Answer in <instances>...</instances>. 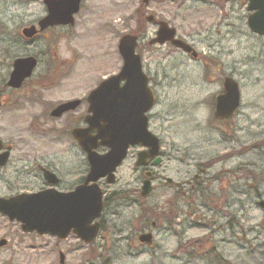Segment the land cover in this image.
<instances>
[{
  "label": "rangeland",
  "instance_id": "obj_1",
  "mask_svg": "<svg viewBox=\"0 0 264 264\" xmlns=\"http://www.w3.org/2000/svg\"><path fill=\"white\" fill-rule=\"evenodd\" d=\"M21 2L0 0V33L3 27L28 25L44 15L42 0ZM180 4L153 0L147 16L177 28L181 40L191 36L188 44L211 59H193L169 45L149 46L157 30L153 24L146 25L139 54L157 97L149 129L167 155L151 170L182 183L181 189L190 193L175 194V188L164 187L144 201L107 200L99 219L101 232L91 245L75 236L58 240L24 234L18 224L0 220V238L9 244L0 250V264H216L212 250L227 264H264V207L259 205L264 203L263 47L241 34L220 45L225 28L215 1L211 10L205 0L185 2L183 8ZM140 6L141 0H88L75 28L65 33L41 38L35 45L12 42L14 32L0 38V67L10 65V61L3 65L2 58L36 53L37 76L49 68L53 72L57 61L61 64L58 82L50 87L43 107H33L38 95H21L19 125L29 144L23 154L53 160L60 173L77 169L79 162L83 168V154L68 138L75 127L72 117L44 118L52 104L85 98L121 70L118 45L124 34H135ZM241 13L246 16L245 8ZM57 41L53 58L51 49ZM227 76L240 84L241 107L236 118L224 123L213 114ZM138 150H132L117 171L114 185L103 184L106 198L113 191L140 186L142 174L134 170ZM197 163L204 168L202 174ZM198 174L201 179L193 191L186 182ZM141 233H151L153 243L141 245L137 239Z\"/></svg>",
  "mask_w": 264,
  "mask_h": 264
},
{
  "label": "water",
  "instance_id": "obj_2",
  "mask_svg": "<svg viewBox=\"0 0 264 264\" xmlns=\"http://www.w3.org/2000/svg\"><path fill=\"white\" fill-rule=\"evenodd\" d=\"M52 1L53 3H50ZM82 0H46L49 15L40 23L42 29L54 25L74 24V16L80 10ZM149 0H145L147 4ZM250 11H257L249 17L248 26L254 33L264 35V1L251 0ZM152 19V18H150ZM30 32V31H27ZM176 31L165 22L159 23L157 38L151 45L171 43L173 46L192 53L190 46L175 38ZM138 37L124 35L118 46L123 61L120 72L105 79L87 99L90 107L86 118V128L75 129L73 137L86 153L89 173L83 185L69 193L47 190L37 194H23L10 200L0 199V214L10 221L21 224L24 233L50 235L65 240L74 235L86 245L92 244L99 236L101 218L104 210L103 191L98 182L106 179L108 184L115 183V172L127 157L130 147L141 146L148 150L140 152L136 166L146 165L156 158L153 166H158L161 159L160 141L149 131L148 113L155 105V95L149 86V77L143 72L141 56L136 54ZM193 57L196 54L193 53ZM37 66V61L30 57L16 60L10 86L20 88ZM240 89L237 82L226 78L224 94L217 98L215 117L232 118L240 106ZM80 101H73L59 106L52 112L55 118L74 111ZM96 131V134H93ZM107 148L104 155L96 150ZM151 175V173H148ZM51 181L53 174L46 172ZM153 191L152 181L143 183L141 196L146 198ZM264 207V203H259ZM142 244L151 245L153 235L142 234ZM7 245L0 241V248ZM63 263V254H60Z\"/></svg>",
  "mask_w": 264,
  "mask_h": 264
},
{
  "label": "flooded vegetation",
  "instance_id": "obj_3",
  "mask_svg": "<svg viewBox=\"0 0 264 264\" xmlns=\"http://www.w3.org/2000/svg\"><path fill=\"white\" fill-rule=\"evenodd\" d=\"M14 1V0H13ZM21 1L25 2H31L32 0H16V3L22 4ZM46 0H42L44 5V15L40 16L39 18L32 20L30 24L28 25H21L17 27H13L12 29H8L6 27H3L5 31L0 33V38L5 36V33L14 32V43H18L21 45H35L36 42L41 38H47V36H50L55 33H65L64 30H69L71 28H75L78 20V16L83 12L85 4L88 0H82L80 4V10L77 13V15L74 16V24H67V25H54V26H48L45 29H42L40 26V23L43 21L44 18H46L49 15V7L45 3ZM53 1H63V0H53ZM180 4V7L183 8L185 2H195L198 0H176ZM203 1V0H201ZM215 1L218 6L221 7V9H218L222 12V21L220 22V25H222L224 29V38L220 40V45H223V42L226 44L229 40H234L236 37L241 34L242 36L251 38L255 40V43H261L263 50H264V35L256 34L252 32L248 26L247 21L248 18L252 15V11L249 10L251 0H205V4L209 7L211 10L212 8V2ZM264 0H259L260 4ZM50 3H53L50 1ZM153 3V0H149L148 3H145V0H141V6L137 9L138 16L136 20V27L135 30H133V33H135L139 38V43L137 47V51L140 50V42L145 37L146 33V25L147 24H153L157 30L155 32V37L159 30V23L160 22H166L165 20H156L155 16L148 15L147 12L150 4ZM32 5V4H30ZM214 6V5H213ZM243 8H245V11L247 12L246 16H244L241 12L243 11ZM217 10V9H216ZM219 14V13H217ZM216 14V17H217ZM152 18V19H150ZM245 22V24H244ZM170 25V24H169ZM238 25V26H237ZM173 27V26H171ZM174 28V27H173ZM212 28V26H211ZM176 29V37L181 39L178 36V30ZM30 31V32H27ZM246 32V33H245ZM217 33H221V30H217ZM151 38L149 41V46H151V42L155 39ZM187 40L191 39V36L183 37V41L188 43ZM195 40V39H194ZM193 40V42H194ZM198 40V36H197ZM237 40V39H236ZM61 41V40H60ZM60 41H57V44L53 43L51 54L54 56V49L58 46ZM23 43V44H22ZM171 46L170 44H167ZM163 45V46H167ZM160 46V47H163ZM25 47V46H24ZM153 47V46H152ZM195 52L197 53V58L201 57V60H209L211 58L209 57H203V54L200 56L198 54V51L195 46H192ZM175 50H178L182 52L183 54H186L181 49L175 48ZM37 54V53H36ZM35 54L30 55H23V56H15L13 58H2L4 60L2 62L3 65H7L10 61V65L0 67V199L4 200H10L15 199L17 197H21L23 194H37L41 193L47 190H56L63 193H69L73 190H75L77 187L83 185L86 181L87 173H85V160L87 163V157L85 152L81 149L78 142L73 137V131L75 129H82L86 128V118L88 116V109L90 107L87 99L90 95L91 91L85 98L82 99H76V100H69L61 103H55L51 105V108L49 109V117L46 115L47 118H44L45 121L48 120H61L62 118L66 117H72V123L75 125V127L70 131V136H68L69 140H72L73 144L83 154V168L81 169L80 162L78 163L77 169H72L71 171L67 172L65 174V171L60 173L59 167L54 163L53 160H48L45 157H35L31 155H26L22 153L23 147L29 146L26 139L22 137L21 128L19 125V116L18 113L21 110L22 107V93H26V96H30L31 93L33 94L32 97H36V99H33L35 106L33 107H43L46 102V96L47 93H50L52 91L51 86H55L56 82H58V71L60 70V62L57 61L56 68L53 72H51V68L48 69L47 73L40 74L39 76L36 75V69L38 68L40 64L39 57ZM187 56L191 57L190 55L186 54ZM34 58L37 61V66L33 71V74L25 79L23 83L21 84L20 88H13L10 86L11 76L14 71V63L16 60L19 59H25V58ZM192 58V57H191ZM11 66V67H10ZM10 67V71H9ZM101 83V82H100ZM222 93V91H221ZM217 97V96H216ZM73 101H80V105L77 107L74 111H69L65 114H63L59 118H55L52 116V112L57 109L59 106L73 102ZM214 108L216 109V98L214 100ZM239 115V110L236 112L233 118L229 119H218L215 117V110H214V119L219 122H229V120H232L236 118ZM45 133L48 134V131L45 130ZM96 134V131L93 133ZM47 142L49 139L44 138ZM161 141V140H160ZM162 146V142H161ZM139 149L136 153V161L134 163V170L136 172H139L140 175L142 174V178L140 176V186L138 188H129L126 191H113L111 192L110 196L106 198V190L102 186L103 184H107L106 180H102L99 182V185L101 189L103 190V200H104V210L106 206V201L109 200L112 203L121 200L122 198L127 199L128 201H134V198H138L139 200H147L151 194L157 189H164V187L168 188H175L177 192L175 194H179V191H182L183 195L190 192H185L181 189L183 186L180 182H175L174 179L168 177L165 178L162 174L158 175L152 172L151 169H153L152 164L154 160H148L146 165L136 166V163L138 162V155L140 152H142V148H134ZM130 149L127 155L128 157L131 156L132 150ZM98 154L104 155L108 152L107 148H98L96 150ZM166 154L163 151L162 147L160 149V155L159 158L161 159L160 163L163 164ZM126 159V160H127ZM125 160V161H126ZM123 162V164L125 163ZM88 164V163H87ZM121 165V167L123 166ZM199 170L201 171V174L204 172V168L200 166L201 164H196ZM120 167V168H121ZM207 167H210V164H208ZM119 168V169H120ZM118 169V170H119ZM89 171V168H88ZM46 172H49L53 174L55 177H46ZM148 173H151L152 175H147ZM201 174H198V176H195L193 179H188L186 182L188 185H193L191 190H195L197 188V183L201 179ZM64 176H66L64 178ZM72 179V181H70ZM147 179H150L152 181L153 185V191L150 193V195L146 198L141 196L143 183ZM163 181L164 185H163ZM209 181V179H208ZM117 182V181H116ZM162 183V184H160ZM158 184L159 187L155 186ZM111 186V185H108ZM201 189V188H200ZM184 191V192H183ZM125 192V193H123ZM0 220L4 222H8L10 224H18L17 222L10 221L8 217L4 216L3 214H0ZM20 226V225H19ZM156 226V224H155ZM143 234V233H141ZM139 234V236L141 235ZM28 235H35L39 236L36 233L28 234ZM138 236V238H139ZM137 238V239H138ZM2 239L0 238V241ZM8 242V241H7ZM8 243L5 247H1L0 250L8 247Z\"/></svg>",
  "mask_w": 264,
  "mask_h": 264
},
{
  "label": "trees",
  "instance_id": "obj_4",
  "mask_svg": "<svg viewBox=\"0 0 264 264\" xmlns=\"http://www.w3.org/2000/svg\"><path fill=\"white\" fill-rule=\"evenodd\" d=\"M106 205H107V203H106ZM212 254L214 256V259L216 260V264L217 263H226V264L228 263L224 259H222L214 250H212Z\"/></svg>",
  "mask_w": 264,
  "mask_h": 264
}]
</instances>
